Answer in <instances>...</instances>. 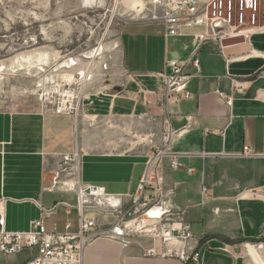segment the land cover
Here are the masks:
<instances>
[{
  "label": "crops",
  "instance_id": "1",
  "mask_svg": "<svg viewBox=\"0 0 264 264\" xmlns=\"http://www.w3.org/2000/svg\"><path fill=\"white\" fill-rule=\"evenodd\" d=\"M141 21L127 25L115 45L106 47L79 119L46 113L38 102L0 110L6 231L25 232L43 219L50 231L77 232L75 194L51 190L59 151H81L83 183L123 197L135 194L148 159L164 147L169 124L175 135L159 169L165 190L159 207L191 225L194 238L187 251H198L200 264H244L242 246L255 243L264 257V34L223 48L204 43L199 67H185L192 99L164 109L158 74L167 61L191 59L193 36L201 29L185 27L181 36L166 37L163 25ZM236 84L243 85L242 93L234 91ZM218 92L231 97L233 105ZM246 147L252 157H243ZM173 160L178 168L171 166ZM150 249L159 255L166 251L161 241L146 236L125 242L99 237L87 249L84 264H184L148 257ZM20 255L23 264L32 253L13 257Z\"/></svg>",
  "mask_w": 264,
  "mask_h": 264
},
{
  "label": "built area",
  "instance_id": "2",
  "mask_svg": "<svg viewBox=\"0 0 264 264\" xmlns=\"http://www.w3.org/2000/svg\"><path fill=\"white\" fill-rule=\"evenodd\" d=\"M147 5L152 8L149 16L145 15L144 8L138 13L143 20L163 25L166 37L181 36L185 27L201 29L193 36L196 50L191 59L187 63L167 61L165 70L158 74L162 79L160 107L164 109L192 99L186 88L189 75L185 67L188 63L199 67L197 55L204 43H217L223 48L225 41L241 38L247 41L255 34H264V0H148ZM220 21H229V28L220 29ZM73 65L43 70L36 77L32 95L44 112L73 119L81 117L86 89L97 73L92 66L70 75ZM234 91L242 93L243 85H234ZM218 95L228 106L233 105L231 97L219 92ZM174 135L168 124L163 133L164 147L148 159L136 193L125 197L109 194L103 186L82 182L81 151L57 152L51 190L61 187L63 193L75 194L79 216L77 232L50 231L43 219L33 221L28 231L7 232L0 203V254L13 257L24 251L31 252V258L23 264H84L87 249L99 237L125 242L132 237L146 236L161 241L166 247L161 255L154 249L148 250V257L177 258L184 264H200L199 252L187 251L188 242L194 238L191 225L172 219L175 213L159 207L165 196L159 169ZM252 156L246 147L243 157ZM171 164L174 168L180 166L176 160ZM184 214L180 212V216ZM104 217L110 221L106 223Z\"/></svg>",
  "mask_w": 264,
  "mask_h": 264
},
{
  "label": "rangeland",
  "instance_id": "3",
  "mask_svg": "<svg viewBox=\"0 0 264 264\" xmlns=\"http://www.w3.org/2000/svg\"><path fill=\"white\" fill-rule=\"evenodd\" d=\"M134 1L0 0V110L36 107V77L71 60L68 74L93 66L99 75L106 47L115 45L127 25L142 22L140 9L147 16L152 11L148 0H137L142 5L137 9ZM260 245L242 246L244 264H257L250 252L258 253L264 264ZM22 259L24 255L4 257L0 264H20Z\"/></svg>",
  "mask_w": 264,
  "mask_h": 264
},
{
  "label": "bare ground",
  "instance_id": "4",
  "mask_svg": "<svg viewBox=\"0 0 264 264\" xmlns=\"http://www.w3.org/2000/svg\"><path fill=\"white\" fill-rule=\"evenodd\" d=\"M140 6H142L137 0H135L134 2H133V8H138V7H140ZM227 28H229V21H220V29H227ZM45 57H47V56H45ZM26 58V57H25ZM49 59V58H48ZM44 60V59H43ZM49 61V60H48ZM74 61L73 60H71V61H69V62H66L65 63V65H71V63H73ZM252 255H253V259H254V261L257 263V264H262L263 263V261L261 260V258L256 254V253H254V252H250Z\"/></svg>",
  "mask_w": 264,
  "mask_h": 264
},
{
  "label": "water",
  "instance_id": "5",
  "mask_svg": "<svg viewBox=\"0 0 264 264\" xmlns=\"http://www.w3.org/2000/svg\"><path fill=\"white\" fill-rule=\"evenodd\" d=\"M243 42H244V40L241 38V39H234V40L225 41L222 43V45L224 47H228V46L236 45L238 43H243Z\"/></svg>",
  "mask_w": 264,
  "mask_h": 264
}]
</instances>
